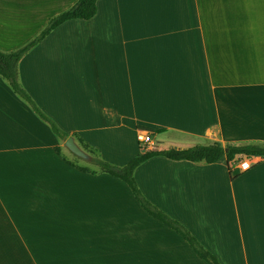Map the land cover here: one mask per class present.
Masks as SVG:
<instances>
[{
	"label": "crops",
	"instance_id": "obj_1",
	"mask_svg": "<svg viewBox=\"0 0 264 264\" xmlns=\"http://www.w3.org/2000/svg\"><path fill=\"white\" fill-rule=\"evenodd\" d=\"M76 1L0 0V49L22 46ZM96 9L18 64L26 92L79 147L121 166L144 148L264 143V0H97ZM64 142L0 78V264H206L124 182L77 168L96 169ZM243 159L254 163L245 172L225 157L158 156L134 177L221 264H264V157Z\"/></svg>",
	"mask_w": 264,
	"mask_h": 264
},
{
	"label": "trees",
	"instance_id": "obj_2",
	"mask_svg": "<svg viewBox=\"0 0 264 264\" xmlns=\"http://www.w3.org/2000/svg\"><path fill=\"white\" fill-rule=\"evenodd\" d=\"M96 2L97 0H77L68 9L52 16L44 27L32 39L27 41L22 46L10 51L0 49V78L9 86L17 97L28 105L38 119L48 126L51 133L59 142H64L69 137V134L61 129L50 116L40 109L26 92L19 80L18 64L20 59L28 51H30L46 35H48L51 30L60 24L72 19L88 20L92 18L96 14ZM148 132L149 134H152V131ZM78 144L84 152L90 155V162L96 167V169L89 170L79 166H77V168L91 174H109L110 176L121 180L126 184L130 193L137 203L144 209V211L166 227L179 234L201 260H203L206 264H221L218 258L209 249H207L197 239V237L194 236L188 228H186L185 225L168 215L146 198L134 177V172L141 164L158 156L176 161L185 160L190 162H204L208 164L215 163L222 157H225L229 167H231L234 163L239 162L244 156L247 158L253 156L264 157V143L243 145L227 144L222 146L220 143L216 142L209 145H197L185 149L169 148L165 150H154L144 148V152H140L122 166L109 163L102 159L96 150L84 146L81 143ZM69 163L76 166L72 161Z\"/></svg>",
	"mask_w": 264,
	"mask_h": 264
},
{
	"label": "built area",
	"instance_id": "obj_3",
	"mask_svg": "<svg viewBox=\"0 0 264 264\" xmlns=\"http://www.w3.org/2000/svg\"><path fill=\"white\" fill-rule=\"evenodd\" d=\"M138 140L143 144H148L151 142L149 134L144 131L138 132ZM253 164L254 163L249 159H243L237 163H234V166H236L241 172H245L249 170L253 166Z\"/></svg>",
	"mask_w": 264,
	"mask_h": 264
},
{
	"label": "water",
	"instance_id": "obj_4",
	"mask_svg": "<svg viewBox=\"0 0 264 264\" xmlns=\"http://www.w3.org/2000/svg\"><path fill=\"white\" fill-rule=\"evenodd\" d=\"M64 146L75 156L82 158L84 160L90 161L91 157L86 152H84L75 142L73 137H68L65 142ZM145 150L143 149L142 152Z\"/></svg>",
	"mask_w": 264,
	"mask_h": 264
},
{
	"label": "rangeland",
	"instance_id": "obj_5",
	"mask_svg": "<svg viewBox=\"0 0 264 264\" xmlns=\"http://www.w3.org/2000/svg\"><path fill=\"white\" fill-rule=\"evenodd\" d=\"M158 144V143H157ZM192 147H194V146H192ZM190 148V147H189ZM79 159V158H78ZM82 163H86L87 165H89V166H93L92 164H91V162H87V161H85L84 159H82V160H80ZM122 166V165H121ZM234 172V171H233ZM232 172V173H233ZM235 174H237V171H236V173ZM206 201L208 200V198H206L205 199ZM231 208V206L229 205V209ZM227 207H226V205H223V203L221 202V204H219V208H218V210L220 211V213H219V216L221 217V219H222V221H224V218L226 219V220H228V218H230L231 219V214H232V212L229 210ZM168 215H170L171 217H173V218H175L174 216H172L171 214H168ZM179 220V219H178ZM183 224V223H182ZM184 225V224H183ZM187 228V227H186ZM189 230V229H188ZM193 234V233H192Z\"/></svg>",
	"mask_w": 264,
	"mask_h": 264
}]
</instances>
